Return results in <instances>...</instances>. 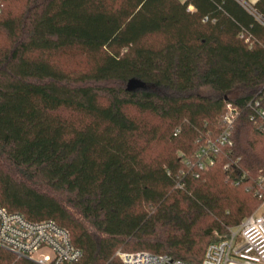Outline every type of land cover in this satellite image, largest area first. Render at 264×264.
I'll return each mask as SVG.
<instances>
[{"label": "trees", "instance_id": "16d2710c", "mask_svg": "<svg viewBox=\"0 0 264 264\" xmlns=\"http://www.w3.org/2000/svg\"><path fill=\"white\" fill-rule=\"evenodd\" d=\"M258 107L264 0H0V206L66 229L73 264H199L262 204Z\"/></svg>", "mask_w": 264, "mask_h": 264}, {"label": "built area", "instance_id": "2783aa9c", "mask_svg": "<svg viewBox=\"0 0 264 264\" xmlns=\"http://www.w3.org/2000/svg\"><path fill=\"white\" fill-rule=\"evenodd\" d=\"M233 111L227 108L217 140H209L199 148L195 162L199 170H206L214 164L211 154L217 152L218 146H232ZM256 116L264 119V109L256 108ZM257 183L260 191L256 196L264 203V179L260 178ZM0 249L34 264H73L82 257L81 251L73 246L69 232L55 222H32L18 213L7 212L1 206ZM116 256L122 264H195L144 252H117ZM199 264H264V215L253 214L238 227L229 229L224 239L207 246Z\"/></svg>", "mask_w": 264, "mask_h": 264}, {"label": "rangeland", "instance_id": "374dc122", "mask_svg": "<svg viewBox=\"0 0 264 264\" xmlns=\"http://www.w3.org/2000/svg\"><path fill=\"white\" fill-rule=\"evenodd\" d=\"M60 62L68 70H81L84 67V62L76 56H65L61 58ZM204 93L208 94L207 92ZM253 214L264 215V203L257 207Z\"/></svg>", "mask_w": 264, "mask_h": 264}, {"label": "crops", "instance_id": "0c3cea01", "mask_svg": "<svg viewBox=\"0 0 264 264\" xmlns=\"http://www.w3.org/2000/svg\"><path fill=\"white\" fill-rule=\"evenodd\" d=\"M252 2L255 1V0H251Z\"/></svg>", "mask_w": 264, "mask_h": 264}]
</instances>
